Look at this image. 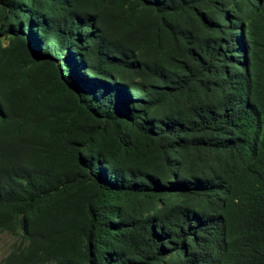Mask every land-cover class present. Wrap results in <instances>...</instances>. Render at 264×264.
I'll return each mask as SVG.
<instances>
[{"label":"trees","instance_id":"16d2710c","mask_svg":"<svg viewBox=\"0 0 264 264\" xmlns=\"http://www.w3.org/2000/svg\"><path fill=\"white\" fill-rule=\"evenodd\" d=\"M24 17L64 52L72 98L0 95V232L27 241L4 263L264 264V0H31Z\"/></svg>","mask_w":264,"mask_h":264},{"label":"rangeland","instance_id":"374dc122","mask_svg":"<svg viewBox=\"0 0 264 264\" xmlns=\"http://www.w3.org/2000/svg\"><path fill=\"white\" fill-rule=\"evenodd\" d=\"M11 1L26 6L24 15L31 7V0H0V95L5 100L18 93L27 103L35 100L40 113L57 108L69 112L65 109H69L72 88L66 85L65 90L58 77L64 52L40 43L37 35L29 36L27 18L13 11ZM14 28L18 33L8 32ZM50 126L46 123L41 132ZM26 245L19 231L0 232V264H5L12 250Z\"/></svg>","mask_w":264,"mask_h":264}]
</instances>
